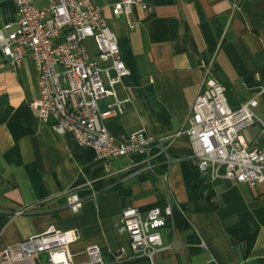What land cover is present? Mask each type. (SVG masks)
<instances>
[{"label": "crops", "instance_id": "1", "mask_svg": "<svg viewBox=\"0 0 264 264\" xmlns=\"http://www.w3.org/2000/svg\"><path fill=\"white\" fill-rule=\"evenodd\" d=\"M92 1L116 35L129 71L118 92L130 100L121 114L104 120L111 134L145 127L166 135L181 128L207 64L226 87L228 106L255 97V114L264 122V92L257 94L264 85V0H144L151 11L133 6V29L111 16L119 0ZM38 94L31 57L15 67L0 55V248L52 225L75 231L68 244L72 261L84 263L85 248L96 244L111 262L115 249L128 244L117 231L122 209L136 207L144 217L169 203L162 246L117 264H264V183L210 181L197 172L184 134L167 146L165 179L162 166L139 170L127 165L128 157L113 158V173L106 176L93 148L41 122L30 106ZM111 101L105 97L98 105L103 109ZM258 132L255 124L241 135L247 144L260 145ZM67 191L81 197L77 212L65 204Z\"/></svg>", "mask_w": 264, "mask_h": 264}, {"label": "built area", "instance_id": "2", "mask_svg": "<svg viewBox=\"0 0 264 264\" xmlns=\"http://www.w3.org/2000/svg\"><path fill=\"white\" fill-rule=\"evenodd\" d=\"M13 15L0 20V55L12 66L31 57L37 72L38 97L30 103L43 123L57 133L70 132L77 143L89 146L101 162L104 175L113 173L111 161L128 157V166L154 171L164 168L165 179L171 163L167 146L186 135L191 159L198 173L212 181L219 178L239 183H264V122L255 114V97L232 109L226 102V87L211 75V65L203 69L200 87L189 107L185 124L170 134H158L141 127L129 134L113 135L104 125L106 118L121 114L130 99L120 97L118 88L129 74L100 8L92 0H12ZM2 0H0V9ZM133 6L150 12L144 0H119L111 6L113 19H123L129 29ZM239 10L237 1L231 2ZM90 39L94 52L85 41ZM264 92V85L257 94ZM111 97L101 109L98 101ZM258 124L260 145L247 144L241 132ZM90 186V183H87ZM65 204L77 212L81 197L75 191L64 194ZM172 216L171 205L150 208L144 217L136 207L122 209L117 226L128 237L127 246L114 251V260H103L100 248H85L82 264H117L123 257L150 256L162 246L160 229ZM74 230H58L50 225L44 232L13 246L0 248V264H73L68 244L76 239Z\"/></svg>", "mask_w": 264, "mask_h": 264}, {"label": "rangeland", "instance_id": "3", "mask_svg": "<svg viewBox=\"0 0 264 264\" xmlns=\"http://www.w3.org/2000/svg\"><path fill=\"white\" fill-rule=\"evenodd\" d=\"M1 6H2V11L0 9V20H3L4 18H6V17L8 18L9 16H12L13 15V8H12V5L9 3L8 0H2ZM85 44L87 46H89L91 50L94 49L92 47V42H91L90 39H87L85 41ZM39 258H40L42 264H47V262H46V255L44 253H41L39 255ZM72 263L73 264H79V263H76V261H72Z\"/></svg>", "mask_w": 264, "mask_h": 264}, {"label": "trees", "instance_id": "4", "mask_svg": "<svg viewBox=\"0 0 264 264\" xmlns=\"http://www.w3.org/2000/svg\"><path fill=\"white\" fill-rule=\"evenodd\" d=\"M200 181V180H199Z\"/></svg>", "mask_w": 264, "mask_h": 264}]
</instances>
